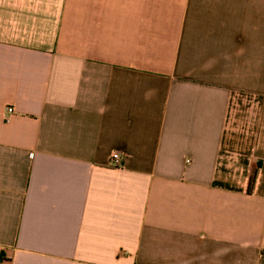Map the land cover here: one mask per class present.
<instances>
[{
	"label": "crops",
	"instance_id": "crops-1",
	"mask_svg": "<svg viewBox=\"0 0 264 264\" xmlns=\"http://www.w3.org/2000/svg\"><path fill=\"white\" fill-rule=\"evenodd\" d=\"M0 264H264V0H0Z\"/></svg>",
	"mask_w": 264,
	"mask_h": 264
},
{
	"label": "built area",
	"instance_id": "built-area-1",
	"mask_svg": "<svg viewBox=\"0 0 264 264\" xmlns=\"http://www.w3.org/2000/svg\"><path fill=\"white\" fill-rule=\"evenodd\" d=\"M14 112V108L13 107H10L8 106L6 108V118H9V116ZM123 155L118 152V151H115L112 153V157H111V160H110V165L112 167H119L122 165V160H123Z\"/></svg>",
	"mask_w": 264,
	"mask_h": 264
},
{
	"label": "trees",
	"instance_id": "trees-1",
	"mask_svg": "<svg viewBox=\"0 0 264 264\" xmlns=\"http://www.w3.org/2000/svg\"><path fill=\"white\" fill-rule=\"evenodd\" d=\"M255 178H256V171L253 172L250 182H249V187H248V191H252L253 189V185L255 183Z\"/></svg>",
	"mask_w": 264,
	"mask_h": 264
}]
</instances>
